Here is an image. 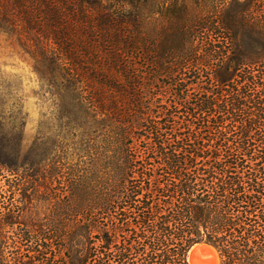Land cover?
I'll use <instances>...</instances> for the list:
<instances>
[{
    "label": "trees",
    "instance_id": "1",
    "mask_svg": "<svg viewBox=\"0 0 264 264\" xmlns=\"http://www.w3.org/2000/svg\"><path fill=\"white\" fill-rule=\"evenodd\" d=\"M0 35L66 120L0 125V264H264V0H0Z\"/></svg>",
    "mask_w": 264,
    "mask_h": 264
},
{
    "label": "rangeland",
    "instance_id": "2",
    "mask_svg": "<svg viewBox=\"0 0 264 264\" xmlns=\"http://www.w3.org/2000/svg\"><path fill=\"white\" fill-rule=\"evenodd\" d=\"M49 90L34 71L29 57L0 35V125L9 137L22 139L21 156L27 154L36 142H51L58 131H63L60 125L63 126L66 120L57 98ZM4 174L7 175L6 170ZM48 203L47 199L37 198L26 210L24 218L27 221L44 220L49 213ZM201 258L202 261L206 258L205 253ZM217 261L221 264L220 257Z\"/></svg>",
    "mask_w": 264,
    "mask_h": 264
},
{
    "label": "bare ground",
    "instance_id": "3",
    "mask_svg": "<svg viewBox=\"0 0 264 264\" xmlns=\"http://www.w3.org/2000/svg\"><path fill=\"white\" fill-rule=\"evenodd\" d=\"M202 253H205L206 255V258L203 261H202V258L200 259ZM218 258H219L218 252L216 251V249L213 246L206 245V244L205 245L199 244L193 247L190 251V256H189L190 264H207V263L217 264Z\"/></svg>",
    "mask_w": 264,
    "mask_h": 264
},
{
    "label": "water",
    "instance_id": "4",
    "mask_svg": "<svg viewBox=\"0 0 264 264\" xmlns=\"http://www.w3.org/2000/svg\"><path fill=\"white\" fill-rule=\"evenodd\" d=\"M197 245H199V244H196V245H194L193 247H195V246H197Z\"/></svg>",
    "mask_w": 264,
    "mask_h": 264
}]
</instances>
